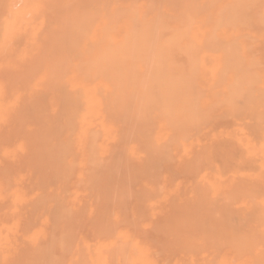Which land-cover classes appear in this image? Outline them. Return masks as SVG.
Returning a JSON list of instances; mask_svg holds the SVG:
<instances>
[{
    "label": "bare ground",
    "instance_id": "6f19581e",
    "mask_svg": "<svg viewBox=\"0 0 264 264\" xmlns=\"http://www.w3.org/2000/svg\"><path fill=\"white\" fill-rule=\"evenodd\" d=\"M0 264H264V0H0Z\"/></svg>",
    "mask_w": 264,
    "mask_h": 264
}]
</instances>
